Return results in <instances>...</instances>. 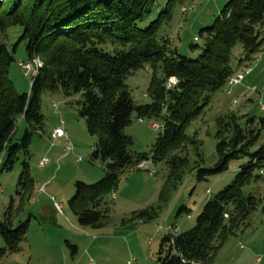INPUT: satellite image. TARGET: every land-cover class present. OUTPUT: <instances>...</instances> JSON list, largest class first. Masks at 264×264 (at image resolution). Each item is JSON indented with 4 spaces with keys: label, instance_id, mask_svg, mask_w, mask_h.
<instances>
[{
    "label": "trees",
    "instance_id": "trees-1",
    "mask_svg": "<svg viewBox=\"0 0 264 264\" xmlns=\"http://www.w3.org/2000/svg\"><path fill=\"white\" fill-rule=\"evenodd\" d=\"M160 1L0 0V32L22 27L19 40L26 41L28 60L37 57L40 61L30 91L20 93L9 77L14 50L0 42V151L7 149L2 166L11 168L16 151L27 148L32 133L41 129L42 93L78 95V114L87 131L97 137L91 160H100L103 165L101 179L92 184L76 181L68 200L69 210L81 226L100 228L107 223L110 207L105 197L117 189L126 169H139L145 161H165L168 165L170 171L161 194L166 196L189 162L176 151L191 144L200 155L199 142L186 134V128L208 105L210 94L237 73L232 66L233 49L241 46V62L249 60L264 44L260 33L264 28V0H228L214 22L200 30L203 42L198 56L181 55L170 48L161 30L172 19L175 4L182 0H166L162 5ZM158 63L160 75L156 74ZM144 64L152 68L147 89L151 102L136 104L125 80ZM133 113L140 119L161 121L162 129L150 152H134L130 137L124 133ZM19 116L24 118L26 130L21 144L10 145ZM218 126L217 161L210 168L197 166L198 179L224 171L229 160L241 155H248L250 160L204 203L190 229L163 234L156 264H212L218 248L246 224L259 203L243 188L257 181L260 176L255 171L264 167V142L251 151L264 131V117L229 113L219 119ZM18 185L22 194L17 193L23 200L34 187L26 164ZM12 203L13 199L0 221L4 241L0 258L19 251L26 238L27 221L13 227ZM184 211L187 209L182 206L176 217ZM155 215L153 208L133 214L144 221Z\"/></svg>",
    "mask_w": 264,
    "mask_h": 264
},
{
    "label": "rangeland",
    "instance_id": "rangeland-1",
    "mask_svg": "<svg viewBox=\"0 0 264 264\" xmlns=\"http://www.w3.org/2000/svg\"><path fill=\"white\" fill-rule=\"evenodd\" d=\"M165 1L161 0V5ZM227 1L177 2L172 19L161 30L170 48L186 57L196 58L203 42L200 30L214 22ZM21 33L22 27L12 26L0 32V42H5L11 52L14 50L9 77L16 90L23 93L30 91L32 76H25L19 66V62L28 60L26 41L19 40ZM260 33L264 36V28ZM232 54V66L237 72L250 65L253 70L240 84L227 82L212 92L203 112L187 126L186 134L199 142L200 155L191 144H184L176 151L189 162L164 197L161 194L170 171L165 161H150L146 166L140 164L139 169H126L117 189L105 197L110 207L109 220L100 228L79 225L68 206L76 181L92 184L103 176L101 161L91 160L97 137L87 131L84 119L78 114V95L68 97L60 91L42 93L41 129L32 133L27 148L20 147L16 151L11 168L2 166L7 149L0 151V221L13 199V227L25 221L28 224L19 251L5 254L0 258V264H156V252L164 230L170 229L177 234L190 229L204 203L230 183L241 166L250 160L248 155H241L229 160L224 171L208 173L198 179L197 166L210 168L217 161L219 119L229 113L264 117V44L249 60L239 62L244 56L240 45L235 46ZM156 74H161L159 63ZM151 76L150 64H144L127 76L125 84L136 104L151 102L147 92ZM251 86H256V90H251ZM153 121L132 114L124 133L130 137L134 152L152 149L162 129L161 121L156 122L160 129L151 126ZM26 126L24 118L19 116L10 145L21 144ZM57 127L65 130L67 138L56 139L51 145L48 137ZM66 141L71 150L66 149ZM262 142L264 131L251 151ZM44 157L49 161L41 167L39 161ZM25 164L34 187L21 200L22 190L18 183ZM260 170L255 171L259 179L243 188L245 194L256 196L259 201L256 209L250 213L246 224L218 248L212 264H264V167ZM51 197L62 204L64 214L55 210ZM182 206L187 211L176 217ZM152 208L156 215L150 221L133 216L135 212ZM2 247L4 241L0 235Z\"/></svg>",
    "mask_w": 264,
    "mask_h": 264
},
{
    "label": "built area",
    "instance_id": "built-area-1",
    "mask_svg": "<svg viewBox=\"0 0 264 264\" xmlns=\"http://www.w3.org/2000/svg\"><path fill=\"white\" fill-rule=\"evenodd\" d=\"M19 66L22 68V70L24 71L25 76H33L34 74L37 73V70L40 66V61L37 57H34L32 60H27V61H22L19 62ZM253 70V66H246L242 71H238L237 73H235L234 75H232L231 77H229V79L227 80L228 84L231 85H237L240 84L243 79L248 76ZM172 81V80H171ZM251 90H256V86H251L250 87ZM151 126L153 128L156 129H160V125L158 123H156L155 121L151 122ZM39 134L43 135V132L39 131ZM58 138H67L66 136V132L62 127H57L53 130V132H51L49 134L48 139L50 140L51 145L54 144V140L58 139ZM66 149L67 150H71V145L69 143V141H66ZM49 159L47 157L42 158L39 161V166H45L48 163ZM150 162V161H145L143 163H141L140 166H146V164ZM262 173V171H261ZM152 174V173H151ZM52 201H53V207L55 208V210L59 213V214H64L63 211V206L61 203L56 202L54 197H51ZM189 216V215H188ZM170 229H165L164 233H172L169 231ZM174 233V232H173ZM90 264H93L92 262H90Z\"/></svg>",
    "mask_w": 264,
    "mask_h": 264
},
{
    "label": "crops",
    "instance_id": "crops-1",
    "mask_svg": "<svg viewBox=\"0 0 264 264\" xmlns=\"http://www.w3.org/2000/svg\"><path fill=\"white\" fill-rule=\"evenodd\" d=\"M62 139H64V138H58V140H62Z\"/></svg>",
    "mask_w": 264,
    "mask_h": 264
}]
</instances>
